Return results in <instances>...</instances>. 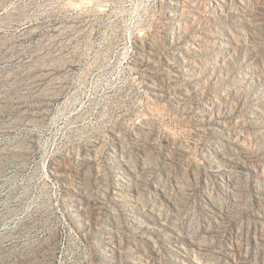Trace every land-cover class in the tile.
<instances>
[{
	"label": "rangeland",
	"instance_id": "rangeland-1",
	"mask_svg": "<svg viewBox=\"0 0 264 264\" xmlns=\"http://www.w3.org/2000/svg\"><path fill=\"white\" fill-rule=\"evenodd\" d=\"M0 264H264V0H0Z\"/></svg>",
	"mask_w": 264,
	"mask_h": 264
}]
</instances>
